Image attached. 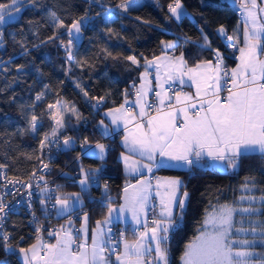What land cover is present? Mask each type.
Listing matches in <instances>:
<instances>
[{
	"label": "snow or ice",
	"instance_id": "6c2138e0",
	"mask_svg": "<svg viewBox=\"0 0 264 264\" xmlns=\"http://www.w3.org/2000/svg\"><path fill=\"white\" fill-rule=\"evenodd\" d=\"M95 2L99 3L100 0ZM25 3L35 5L36 0H10L9 3H0V41L4 35L2 26L20 13ZM100 6L104 8L103 14L106 18L110 19L111 9L104 7L103 4ZM239 6L245 16L243 47L238 48L236 43L231 44V48L240 53L237 57L239 63L234 68L229 70L224 67L222 53L218 49H211L208 35L200 29L203 37V44L200 46L212 51L215 64L212 60H203L189 67L183 51L179 56L164 55L154 57L152 60L145 59L142 79H147L148 68L154 66L157 73L155 77L157 87L161 89L156 92L159 106L146 105L149 109L155 107V115L146 112L145 105L141 103L146 95L143 85L135 92L137 99L134 106H139V120L125 107L128 103L127 99L119 107L109 108L104 113L106 117H110L111 125L117 128L123 122L125 134L122 144L133 154L125 155L123 152L120 154L128 172L140 174L143 169L152 173L154 169L171 166L192 169L208 161L218 162L225 170H236L241 157L255 153L264 155V58H261L264 57V15H261L264 14V7H259L257 0H239ZM117 7L128 13L130 9L137 7V0H120ZM168 13L169 19L178 22L187 14L181 0H171L168 4ZM53 19L55 20L54 16ZM87 19L89 17L84 15L74 19L71 25H65L63 21L55 23L57 29H66L69 36L67 44L61 41V45L65 47L70 60L73 59L74 41L79 39L82 26ZM107 31L112 33L113 30L109 28ZM217 31L229 42L234 39L239 41L238 36L227 35L223 25ZM13 38L15 39V35ZM54 38L59 39V35L54 34L48 37V40ZM184 39L186 43L192 40L189 36H185ZM160 44L167 50L179 46L178 41L173 40H161ZM108 55L112 54L108 53ZM124 59L137 67L141 66L135 56L130 55ZM16 67L20 71L24 65ZM161 72H163V82H161ZM176 82L181 86L187 84L194 87L195 97L183 92L168 95L164 84L172 87ZM45 88H48V85H45ZM223 91H227V95L222 97ZM83 94L86 99L95 100V104L91 105L93 108H98L104 101V97L89 98L87 92ZM127 95L128 92L125 90V97ZM42 98L43 93L36 96L37 101ZM173 100L176 106H183L174 107ZM165 101H167L166 111ZM30 107L34 109L36 105ZM54 107L55 105L49 104L48 111L51 113V119L56 122V127L51 133H44L40 139L42 155L46 141L63 148H71L74 143L71 137L63 136V145H60L59 141L65 125L60 114L52 112ZM75 111L74 108L71 109V112L75 113ZM42 116L43 113L37 115L33 111L28 129H21L19 133L39 135ZM79 119L80 117L77 116V121ZM99 128L103 136H108L114 131L104 123V120L99 121ZM87 143L85 139L81 147H86ZM106 147L102 143H96L94 146L101 158L105 154ZM134 155L139 156L140 159L133 158ZM4 168L6 165L0 164V170ZM47 168L48 165L43 164V169ZM99 170L95 168L84 172L82 169V178L79 181L82 190L87 189L90 184L89 177L95 178V173ZM155 179L157 181L155 197L159 198V213L149 221V212H154L157 207L155 204L150 207V200L153 199L151 196L153 185L150 180L140 179L135 184L126 183L122 196L124 202L120 205H113L112 198L106 196L107 215L103 220L95 222L96 227L91 230V245L87 243L89 235L87 213L81 217L82 223L75 235L72 229L74 221L69 218L67 225L49 230V235L55 236V243L45 244L41 236L37 235L36 243L27 247H20L19 243L13 245V233L3 228L9 204L0 198V247L6 254L18 252L23 264H169L170 233L179 227V222L183 219L189 193L186 190L181 192L185 185L179 177ZM8 183H20L26 188H31L30 183L26 184L15 178L8 180ZM4 187H7V184ZM104 187L106 192L107 185L105 184ZM256 187L254 177H246L241 185V188L248 193H252ZM40 191L42 194L49 191L47 182L45 188ZM260 191L264 193V189ZM27 195L31 197L32 193L29 191ZM51 200V196L41 199L40 203L44 211H48ZM239 200L248 201V206L237 207L234 202L216 204L209 202L198 234L185 245L180 257L182 264H264V251H255L257 241L238 238V234L251 232L254 236L258 235L260 243L264 245V219H253L257 213H261V208H264V194L242 195ZM82 204L83 198L80 193H63L55 196V203L51 207L57 215L67 213L70 216L77 205L82 206ZM256 204L260 206L257 207ZM126 213L130 214L133 234L136 236V239L131 241L125 238L124 230L120 231L119 239L115 238L111 227L114 222L127 221ZM238 214L242 217L240 220L236 219ZM245 215L247 219L243 218ZM32 223H36L35 217ZM245 224L249 227H244ZM41 231L42 226L35 227L37 234ZM81 234L83 239L77 243V237ZM22 240L23 237H20V241ZM0 264H11L7 255L4 259H0Z\"/></svg>",
	"mask_w": 264,
	"mask_h": 264
},
{
	"label": "trees",
	"instance_id": "16d2710c",
	"mask_svg": "<svg viewBox=\"0 0 264 264\" xmlns=\"http://www.w3.org/2000/svg\"><path fill=\"white\" fill-rule=\"evenodd\" d=\"M137 1V7L125 13L117 7L120 0H100L99 3L95 0H36L35 5L25 3L20 13L2 26L0 163L6 165L9 175L27 177L42 156L40 139L44 133H51L56 127L48 105L56 107L68 104L74 108L75 113L63 116L65 127L62 130L74 143L71 148H63L55 156L52 169L57 175L59 194L78 192L83 196L85 201L76 210L87 212L91 225L106 216V196L112 198L111 203L117 201L127 179L118 157L121 149L118 136H103L99 121L106 108L122 104L133 93L143 61L162 52L161 40L178 41L176 51H183L190 63L208 58L215 60L212 51L200 46L203 44L200 29L208 35L211 49H218L226 61L232 60L225 40L217 29L223 25L232 34L239 20V0H181L187 14L179 22L168 18L171 0ZM9 2L0 0V3ZM101 4L111 9L110 19L103 14ZM84 15L89 17L82 26L84 36L72 48L73 59L70 60L66 49L59 45V41L66 40L68 36L66 29H56L51 17L71 25L74 19ZM109 28L113 30L112 33L107 31ZM54 34L59 35V39L49 41L48 37ZM185 36L192 40L186 43ZM130 55L137 58L140 67L124 59ZM17 65H24V68L18 71ZM84 92L88 93L89 98L104 97V101L98 108H93L91 105L95 104V100L86 99ZM41 93L43 98L37 101L36 96ZM33 104L36 105L34 109L30 107ZM33 111L37 115L43 113L39 135L28 132L21 135L19 130L28 129ZM77 116L80 117L79 121ZM85 139L94 143L105 142L104 157L92 156L87 151L80 153L77 142ZM95 168H99V172L95 173V178L90 176L89 179L98 180L99 186L92 185L82 190L79 184L82 169L87 172ZM158 170L180 176L185 185L183 189L189 193L183 219L179 227L170 233L169 264H182L180 257L185 245L198 234L209 202H234L237 207H247L249 202L241 201L239 197L264 194L260 191L264 189V155L258 153L241 157L239 167L232 172L209 166L192 169L171 166ZM246 177L256 180L257 187L252 193L241 188ZM255 206L259 207L260 204ZM243 218L247 219V216ZM253 219H264V208ZM29 220V216L23 212L8 214L6 228L13 233V245L19 243L20 247H25L35 240ZM125 232L135 237L132 229L126 228ZM20 237H23L22 241ZM255 249L264 251V245L256 244ZM6 255L11 264H23L18 252L6 254L0 247V259Z\"/></svg>",
	"mask_w": 264,
	"mask_h": 264
},
{
	"label": "crops",
	"instance_id": "0c3cea01",
	"mask_svg": "<svg viewBox=\"0 0 264 264\" xmlns=\"http://www.w3.org/2000/svg\"><path fill=\"white\" fill-rule=\"evenodd\" d=\"M258 2V6L259 7H264V0H257ZM139 4V3H138ZM240 7V6H238ZM261 15H264V14H261ZM244 19H245V16H244V13L240 12L239 14V20L237 22V24L235 25V27L232 29V36L233 37H236L238 36L239 37V47H243V29H244ZM167 41V40H166ZM175 41V40H173ZM237 41V40H236ZM162 52L154 57H162L164 55H168V56H179V54L181 53L180 51H176V49H172V50H167V49H164L162 47ZM229 57H232V60H228L227 59V62H228V65L230 66V69L234 68L236 66L237 63H239L237 57L240 55L239 51H229ZM223 55V54H222ZM154 57L152 58H149L148 60H152ZM261 58H264V57H261ZM184 59L185 61L187 62V65L189 67H193L196 63L200 62V61H203V60H212L213 61V64H215V60L214 59H203V60H200L198 62H195V63H190L187 61V59L185 58L184 56ZM144 65V61L142 63V68L140 70V73H139V80L134 88V91L133 93L128 97L126 98L128 103L125 105V107L127 106H130V110L132 111V113L136 116L137 120L140 119L138 113H139V106H134V102L136 101L137 97L135 95V92L139 89H141V86L143 85V91L146 93V95L143 97V99L141 100V103L145 105V111L148 112L150 115H155V112L154 113H150L149 111V108H147V104H150L151 102H156L158 105H159V99L158 97L156 96V92L157 91H161V89H159L157 87V81H156V69L155 67H150L148 68V76H147V79H142V73L145 72V67L143 66ZM161 77H162V80L161 82H163V72H161ZM186 79V78H185ZM178 86V88H176L175 90H173L172 92H168V95L172 96L174 95L175 92H183V93H189L190 95H192L193 97H195V88L194 87H191V86H188L187 84L186 85H179L178 82L174 83ZM167 84H164V87L166 86ZM226 94L222 95L221 96H226ZM210 98V97H209ZM125 103V101L123 102ZM122 103V104H123ZM121 105V104H120ZM120 105H116V106H112V107H108L106 108L104 111H103V118L101 120H104V123L106 125H109L110 128H113L114 131L108 135V137H113V136H118V139H119V142L121 144V149L118 153V157L119 159L121 160V163H122V167H123V171L125 172L126 176H127V179L125 181V184H135L137 182V180H140V179H146V180H150L152 185H153V188L151 190V196L155 197V185L157 183L156 181V177H168V178H171V177H179L181 180L182 178L180 176H176V175H168V174H165L161 171H159L158 169H154L152 173H149L147 172V170H141V173L140 174H137V173H130L128 172L126 169H125V166H124V162L123 160L121 159V156L120 154L123 152L125 155H133L129 149L125 148L122 144V138L124 136V130H123V122L120 123L119 127L117 128L115 125H111V120H110V117H106L104 115V113L107 111V109L109 108H116V107H119ZM167 101H165V111L167 110ZM173 106L174 107H182L183 105H180V106H176L175 105V102L173 100ZM131 126V125H130ZM101 130V129H100ZM96 143H102L104 145H106L105 142H102V141H98V142H95L92 146L89 147V149L87 150V153L92 155V156H95V157H98V158H101L98 154V150H96L94 148L95 144ZM107 146V145H106ZM93 152H95L96 154H93ZM105 153H106V150H105ZM259 154V153H258ZM105 155V154H104ZM104 157V156H103ZM133 158L135 159H140L139 156H133ZM199 167H206V166H209V167H214V168H217L219 170H223V171H229V172H232L234 170H225V168L219 164L218 162H213V161H208L207 163H203V164H200L198 165ZM172 167H178V168H186V167H179V166H172ZM183 181V180H182ZM125 186V185H124ZM124 188V187H123ZM185 191L183 188L181 189V192ZM122 196H123V190L119 196V199L115 202H112L113 205H120L121 203H123V199H122ZM83 198V196H82ZM156 199H159L158 197H155ZM84 198H83V203H84ZM81 205H77V207L75 208V210ZM73 210L71 213H70V216L68 215L67 217H63L65 216L66 214H62V215H57L56 211L54 210V217L58 218V217H63L62 219L60 220H56L57 222V227L59 228L60 225H67V222L69 220V218H71L73 221H74V224L72 225V229H73V234L75 235L76 234V230L80 228L81 226V223H82V219L81 217L83 216L84 213H87V212H80V214L78 216L74 215L73 212L75 211ZM160 211V209L158 208L157 212L155 214H158ZM88 214V213H87ZM107 215V214H106ZM126 215L128 216V220L127 221H124V222H114L112 224V229L114 227H121L122 230L125 231L126 228H130V229H133V226H132V223H131V219H130V214L126 213ZM88 217H89V214H88ZM158 218V216H157ZM104 218H101V219H98V220H103ZM97 221V220H96ZM95 221V222H96ZM151 226V225H150ZM96 227V223L92 224L90 223V219H88V229H89V235H88V241L87 243L89 245H91V230L94 229ZM125 238L128 239V240H134L136 239V236L133 237L132 235H129V234H126L125 232ZM83 239V235L81 234L79 237H77V243L81 242V240ZM42 242L43 243H55V236L52 235L50 236L49 233H46V235L42 238ZM33 243H36V239L33 240L32 242H30L28 245L30 244H33ZM27 245V246H28ZM25 246V247H27ZM120 250L122 251L123 250V245L122 243L120 244ZM19 257L22 261V257L20 256L19 254ZM114 259V257H113ZM23 263V261H22Z\"/></svg>",
	"mask_w": 264,
	"mask_h": 264
},
{
	"label": "built area",
	"instance_id": "2783aa9c",
	"mask_svg": "<svg viewBox=\"0 0 264 264\" xmlns=\"http://www.w3.org/2000/svg\"><path fill=\"white\" fill-rule=\"evenodd\" d=\"M237 12L238 13L241 12L240 7H238ZM87 21L88 19L84 21L83 25H85ZM227 35L232 36L231 32L229 31H227ZM83 36H84V31L82 29V33L79 39L74 41L72 48L74 47V45H76L81 40ZM223 38L225 40L226 47L229 51H234L231 48V44L233 43H236L237 47L239 48V42L236 41L235 39L229 42L224 36ZM68 39H69V36L66 37V40L61 39L59 41V45L61 46V48L65 49V47L61 45V41H63L64 44L66 45ZM72 56H73V52H72ZM224 67L230 70V66L228 65L225 59H224ZM164 88L167 89L168 92H172L173 90L178 88V86L176 84H173L172 87H169V85L167 84ZM226 93L227 91L221 92L222 95ZM150 104L159 106L156 102H151ZM126 108H128L129 110L131 109L130 106H127ZM149 111L150 113H154L155 107L149 109ZM63 136H65L64 133L61 135L60 141H59L61 146L63 145ZM84 141L85 140H79L77 142V145L79 146V149H80V153L86 152L89 149V147L94 144V142L87 141L88 142L87 146L82 148L81 144ZM62 149L63 147H57L55 143L47 142V145L43 151L44 154L41 156L40 160L36 163L33 170L27 177L20 178V177L11 176L7 173L6 168H4L3 170H0V198H2L5 201V203L9 204V208L6 209L7 216L10 212H23L24 214H27L30 219L29 221L31 223L32 234L35 237L37 235H40L41 238H43L46 235V233H49V230L58 229L57 222L53 217L54 209H52L51 207V205L55 203V196L59 194V184L56 181L57 175L54 174L53 169H52V160ZM43 164H47L48 168L43 169ZM33 173H35V175H33ZM5 177L7 179H5ZM13 178H15L16 180L24 181L26 184L30 183L31 188H26L20 183L9 184L8 180H12ZM89 180H90V184L88 187L92 185L95 187L99 186L98 180L96 179H89ZM45 182H47V189L49 191L42 194L40 189L45 188ZM5 184H7V187H4ZM29 191L32 193L31 197L27 195ZM48 196H51L52 200L48 204V211L46 212L42 209L40 201L41 199H47ZM29 203H31V208H29ZM152 204L157 205V207L155 208L154 212L152 211L149 212V216H148L149 221L153 218V216L155 215V213L157 212L159 208L158 207L159 199H156L153 196V199L150 200V207ZM73 214L78 216L80 212L75 210ZM34 217L36 219L35 224L32 223ZM37 226H42V231L39 234L35 232V227ZM3 228L5 231L8 232L6 228V220L4 221ZM121 230L122 229L119 226L118 227L116 226L113 228V233L115 234V238L119 239V233ZM132 232H133V229H132Z\"/></svg>",
	"mask_w": 264,
	"mask_h": 264
},
{
	"label": "rangeland",
	"instance_id": "374dc122",
	"mask_svg": "<svg viewBox=\"0 0 264 264\" xmlns=\"http://www.w3.org/2000/svg\"><path fill=\"white\" fill-rule=\"evenodd\" d=\"M139 3V1H137V4ZM51 19H52V22H53V25H54V27H55V23H56V21H58V19L57 18H55V20L53 19V16L51 17ZM56 28V27H55ZM57 29V28H56ZM71 107L68 105V104H61L60 106H56L55 108H54V112H58L59 114H60V116L63 118V116L64 115H66V114H68V113H72L71 112ZM59 118V117H58ZM70 193H78V192H70ZM62 198H64L63 196H62ZM245 217V216H244ZM104 218V217H103ZM242 217H241V215H237L236 216V219L237 220H240ZM244 227H249V225L248 226H245L244 225ZM238 238L239 239H245V238H247V239H255L256 241H257V245L259 244V245H261V243H260V237L257 235V236H254L251 232H249V233H245V234H238ZM255 251H259V250H256L255 249Z\"/></svg>",
	"mask_w": 264,
	"mask_h": 264
}]
</instances>
